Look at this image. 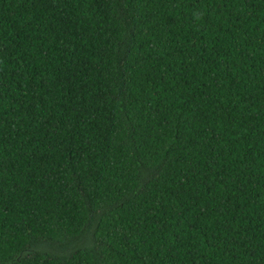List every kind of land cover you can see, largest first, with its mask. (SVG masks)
I'll list each match as a JSON object with an SVG mask.
<instances>
[{
  "label": "trees",
  "instance_id": "trees-1",
  "mask_svg": "<svg viewBox=\"0 0 264 264\" xmlns=\"http://www.w3.org/2000/svg\"><path fill=\"white\" fill-rule=\"evenodd\" d=\"M0 264H264V0H0Z\"/></svg>",
  "mask_w": 264,
  "mask_h": 264
}]
</instances>
